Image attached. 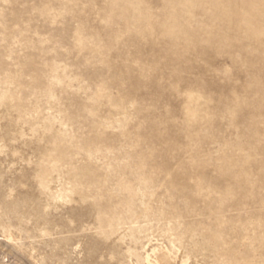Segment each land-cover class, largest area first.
I'll use <instances>...</instances> for the list:
<instances>
[{
  "label": "rangeland",
  "instance_id": "obj_1",
  "mask_svg": "<svg viewBox=\"0 0 264 264\" xmlns=\"http://www.w3.org/2000/svg\"><path fill=\"white\" fill-rule=\"evenodd\" d=\"M0 264H264V0H0Z\"/></svg>",
  "mask_w": 264,
  "mask_h": 264
}]
</instances>
